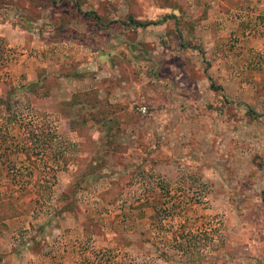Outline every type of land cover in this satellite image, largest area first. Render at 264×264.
Wrapping results in <instances>:
<instances>
[{"label":"rangeland","instance_id":"rangeland-1","mask_svg":"<svg viewBox=\"0 0 264 264\" xmlns=\"http://www.w3.org/2000/svg\"><path fill=\"white\" fill-rule=\"evenodd\" d=\"M0 103V264H264V0H0Z\"/></svg>","mask_w":264,"mask_h":264},{"label":"trees","instance_id":"trees-1","mask_svg":"<svg viewBox=\"0 0 264 264\" xmlns=\"http://www.w3.org/2000/svg\"><path fill=\"white\" fill-rule=\"evenodd\" d=\"M165 18H168V16H166ZM96 19V18H95ZM129 24L130 25H134L136 28H139V27H145V26H147L148 24H144V23H142V22H138V21H135V20H132V19H130L129 20ZM35 84L36 83H30V84H28L27 86H26V88H27V90L28 91H33L34 90V87H35ZM0 105H1V103H0ZM158 207H155L154 208V213H155V215H157L158 213H160L159 211H158ZM158 222V221H157Z\"/></svg>","mask_w":264,"mask_h":264}]
</instances>
